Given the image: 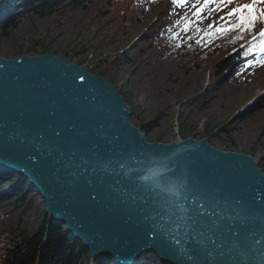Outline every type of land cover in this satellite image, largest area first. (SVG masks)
I'll use <instances>...</instances> for the list:
<instances>
[{
	"label": "water",
	"instance_id": "95a60500",
	"mask_svg": "<svg viewBox=\"0 0 264 264\" xmlns=\"http://www.w3.org/2000/svg\"><path fill=\"white\" fill-rule=\"evenodd\" d=\"M131 113L65 55L0 56V168L28 177L93 257L264 264L259 162L204 139L150 142Z\"/></svg>",
	"mask_w": 264,
	"mask_h": 264
},
{
	"label": "rangeland",
	"instance_id": "374dc122",
	"mask_svg": "<svg viewBox=\"0 0 264 264\" xmlns=\"http://www.w3.org/2000/svg\"><path fill=\"white\" fill-rule=\"evenodd\" d=\"M137 2L57 5L52 15L32 19L26 28L10 32L9 39L0 35V56L65 54L118 88L132 107V123L146 125L150 142L204 139L219 149L251 155L262 169L264 65L247 58L217 77L218 58H206L204 45L184 39L189 19L191 32L201 30L219 21L230 5L221 11L209 6L200 19L191 4L141 0L137 9ZM160 21L165 25L156 30ZM36 193L30 190L19 202L0 198V257L46 216L47 202Z\"/></svg>",
	"mask_w": 264,
	"mask_h": 264
},
{
	"label": "trees",
	"instance_id": "16d2710c",
	"mask_svg": "<svg viewBox=\"0 0 264 264\" xmlns=\"http://www.w3.org/2000/svg\"><path fill=\"white\" fill-rule=\"evenodd\" d=\"M65 1L70 6L78 8L83 5L84 0ZM58 3L59 0H18L17 5L11 8L12 11L9 17L5 19V24H3L4 22L0 23V35L4 39H9L10 32L26 28L32 22V19L52 15V10ZM259 29L250 33L248 31L244 33L234 32L217 46V53L227 57L228 54L233 52L234 47L248 40L251 35H255ZM238 36H243V40L237 39ZM228 64L229 61L226 62V65ZM140 129L144 133L148 131L146 125H142ZM231 149L233 147H229V150ZM262 170L264 171V166ZM17 177L18 175L0 173L1 187H4V184L8 181L7 178L13 182L17 181ZM17 186L27 188L29 183L24 177H20ZM12 191H17V189ZM22 236L20 242H15L14 246L7 250L6 255L0 259V264H116L111 255L101 256L94 262L91 257V250L85 247L84 242L78 239L74 233L68 232L64 223L55 218H50L48 213L33 233ZM137 264L170 263L159 262L144 255L138 260Z\"/></svg>",
	"mask_w": 264,
	"mask_h": 264
},
{
	"label": "snow or ice",
	"instance_id": "6c2138e0",
	"mask_svg": "<svg viewBox=\"0 0 264 264\" xmlns=\"http://www.w3.org/2000/svg\"><path fill=\"white\" fill-rule=\"evenodd\" d=\"M235 2V0H171V4L174 6L184 7L186 5L191 4V6L195 9L193 12V16L202 19V14L204 13L205 9L209 6H215L214 11H221L223 8H227L228 5H231ZM257 4H264V0H251L250 4H243L240 7L232 8L228 13L227 16L233 17L238 16V22L235 24H229L225 17H219L222 23L217 26L216 22L208 25L209 29H213L212 32H205L206 36H213L216 34H226L228 32H233L239 30L241 33L246 31H252L257 19L264 20V11L259 13V17L257 15V9L255 5ZM193 21L189 19L185 24V31H188V28L192 25ZM227 25V26H225ZM257 35L261 37L260 44L258 45V50L264 52V28H260L257 32ZM243 36H238L237 39L243 40ZM252 39H256V35L252 36ZM200 43V41H197ZM251 51V49H249ZM247 55V53H245ZM257 64L264 65V58H261L256 61ZM202 215V213L197 210V216Z\"/></svg>",
	"mask_w": 264,
	"mask_h": 264
},
{
	"label": "bare ground",
	"instance_id": "6f19581e",
	"mask_svg": "<svg viewBox=\"0 0 264 264\" xmlns=\"http://www.w3.org/2000/svg\"><path fill=\"white\" fill-rule=\"evenodd\" d=\"M2 2H4V3H5V2H6V0H2ZM68 58H69V57H68ZM180 141H181V140H180ZM178 142H179V141H178Z\"/></svg>",
	"mask_w": 264,
	"mask_h": 264
}]
</instances>
